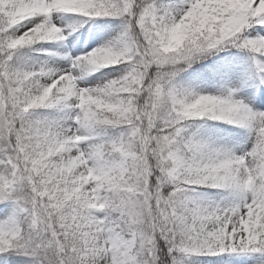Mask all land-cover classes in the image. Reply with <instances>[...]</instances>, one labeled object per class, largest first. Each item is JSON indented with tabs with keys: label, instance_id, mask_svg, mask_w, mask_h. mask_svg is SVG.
<instances>
[{
	"label": "snow or ice",
	"instance_id": "1",
	"mask_svg": "<svg viewBox=\"0 0 264 264\" xmlns=\"http://www.w3.org/2000/svg\"><path fill=\"white\" fill-rule=\"evenodd\" d=\"M63 15L119 30L64 69L19 55ZM233 254H264V0H0V264Z\"/></svg>",
	"mask_w": 264,
	"mask_h": 264
},
{
	"label": "rangeland",
	"instance_id": "2",
	"mask_svg": "<svg viewBox=\"0 0 264 264\" xmlns=\"http://www.w3.org/2000/svg\"><path fill=\"white\" fill-rule=\"evenodd\" d=\"M81 21L80 17L74 15H63L60 19L53 20L57 26L65 28V35L67 39L62 43H49L37 45L32 49H23L19 53L20 56L28 57L31 61H47V63L59 69H64L69 67V62L62 59L64 54L67 55H81L85 51H90L92 48L98 47L108 40H111L116 32L119 30L118 20H89L79 28L77 31L72 32L68 35L67 27L68 25H76ZM51 52L56 55L51 57H46L43 53ZM246 57L244 52L238 51L236 49H226L225 51L216 53L198 61L193 64L192 68L187 69L185 72L181 73L180 79L190 80L201 74H206L209 70H213L219 67L222 63H227L229 61L233 63H238ZM108 69L101 70L92 75H87L79 81L80 87H95L102 84L106 79L115 78L114 75L109 76L107 72ZM229 85L224 82V80L218 79L216 82V87H228ZM39 115H49L47 112L40 113ZM223 127H227L224 125ZM210 195H214L209 193ZM190 264H264V254H243V255H224L221 257H193L191 258Z\"/></svg>",
	"mask_w": 264,
	"mask_h": 264
},
{
	"label": "clouds",
	"instance_id": "3",
	"mask_svg": "<svg viewBox=\"0 0 264 264\" xmlns=\"http://www.w3.org/2000/svg\"><path fill=\"white\" fill-rule=\"evenodd\" d=\"M183 35H184V30H179L177 32V36H176L177 42L179 41V39H182L183 38Z\"/></svg>",
	"mask_w": 264,
	"mask_h": 264
},
{
	"label": "trees",
	"instance_id": "4",
	"mask_svg": "<svg viewBox=\"0 0 264 264\" xmlns=\"http://www.w3.org/2000/svg\"><path fill=\"white\" fill-rule=\"evenodd\" d=\"M202 258H209L210 259L211 257H202Z\"/></svg>",
	"mask_w": 264,
	"mask_h": 264
}]
</instances>
